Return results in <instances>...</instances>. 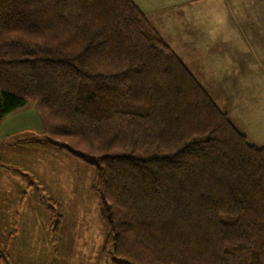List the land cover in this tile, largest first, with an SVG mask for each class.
Instances as JSON below:
<instances>
[{"label": "trees", "instance_id": "obj_1", "mask_svg": "<svg viewBox=\"0 0 264 264\" xmlns=\"http://www.w3.org/2000/svg\"><path fill=\"white\" fill-rule=\"evenodd\" d=\"M28 101L92 168L109 263L264 264V147L133 0H0V119Z\"/></svg>", "mask_w": 264, "mask_h": 264}, {"label": "rangeland", "instance_id": "obj_2", "mask_svg": "<svg viewBox=\"0 0 264 264\" xmlns=\"http://www.w3.org/2000/svg\"><path fill=\"white\" fill-rule=\"evenodd\" d=\"M157 19L151 25L204 77L202 85L216 104L250 143L264 147V86L237 78L232 61V55L243 51L231 43L239 41L240 24H201L205 33H217L212 40L216 47L204 43L198 48L200 40L193 39L200 32L198 24H185L190 28L185 39L171 17ZM221 44L229 54L218 50ZM210 48L218 49L212 54ZM257 65L249 64L253 82L260 78L262 64ZM41 127L30 101L0 119V264H111L101 255L106 229L91 190L92 168L45 142Z\"/></svg>", "mask_w": 264, "mask_h": 264}, {"label": "crops", "instance_id": "obj_3", "mask_svg": "<svg viewBox=\"0 0 264 264\" xmlns=\"http://www.w3.org/2000/svg\"><path fill=\"white\" fill-rule=\"evenodd\" d=\"M133 1L144 12L151 23L152 21H158L157 17L163 14L171 17L173 19L172 21L177 23L178 36H181V34L184 33L182 34V36L186 37L185 39L189 37L186 31L189 32L190 29L185 24H198L200 32L197 34L195 33L196 31L193 30V34L195 33L193 35L195 36L193 39L200 40V42L198 41V48L200 46H203L204 43L205 47L207 44L214 45L212 44V40L213 38H216L214 37V35L217 34L205 33V29L203 27H200L201 24H240L239 26L241 31L239 35L236 36L239 41L231 40L232 46H234L235 49L242 47L240 50H243L239 51L238 55H232V61L236 62L234 63V65L236 66L234 70L237 71L236 77L239 79H244L245 84H250L252 80L253 86H264V0ZM161 36L163 37V35ZM227 38L228 37L226 35H223L221 36V41L225 42ZM214 46L216 47V45ZM212 49L210 48L208 53H210ZM217 49L213 50L212 54ZM220 49L225 50L223 51L225 54H229V51H226V47L224 46V44H221V47L218 50ZM203 51L207 53L205 48ZM175 52L177 53V51ZM200 53L202 54L201 56L206 55L203 52ZM177 55L179 54L177 53ZM197 55H199V52L195 56ZM181 60L190 69V71L202 85L203 83L201 81L204 80V77L199 75L195 69V71H193V69L189 67L184 59L181 58ZM254 62L258 63L257 67L262 64L257 70V74L260 76L257 82H253L256 81L255 79H249L250 71L254 69L252 66L249 67V64ZM242 63H244L245 66H248V68H242ZM200 70L202 69H199V71ZM203 72L209 73V70L205 69V71ZM202 75H204V73ZM239 84H243V82L239 80Z\"/></svg>", "mask_w": 264, "mask_h": 264}]
</instances>
